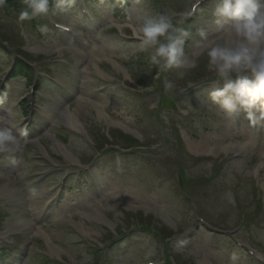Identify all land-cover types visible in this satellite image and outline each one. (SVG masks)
<instances>
[{"label":"rangeland","instance_id":"374dc122","mask_svg":"<svg viewBox=\"0 0 264 264\" xmlns=\"http://www.w3.org/2000/svg\"><path fill=\"white\" fill-rule=\"evenodd\" d=\"M11 1L17 8L0 4V37L11 54L0 50V81L8 89L0 123L13 120L22 143L18 153L0 154V193L8 187L24 195L29 209L17 212L33 225L14 218V200L0 199V233L11 231L8 245L0 242L12 255L5 264H264V120L250 122L243 110L229 115L209 98L220 85L208 71L199 33L218 35L211 16L216 0H203L191 16L185 12L196 0L87 1L93 18L87 23H79L77 5L86 3L77 0L67 13L23 25L17 23L22 0ZM163 12L191 36L185 63L158 74L148 60L152 49L141 48L133 29L145 15ZM15 56L33 66L35 87L11 75ZM135 81L137 94L129 90ZM169 82L177 88L166 91ZM24 98L35 101L26 118ZM65 109L95 144L62 119ZM255 111L259 117V106ZM115 124L137 132V146L128 147ZM24 127L28 137L20 135ZM38 140L56 167L31 144ZM118 145L128 150L118 152ZM63 178L68 191L61 197ZM62 212L72 221L56 220Z\"/></svg>","mask_w":264,"mask_h":264},{"label":"clouds","instance_id":"9594fccd","mask_svg":"<svg viewBox=\"0 0 264 264\" xmlns=\"http://www.w3.org/2000/svg\"><path fill=\"white\" fill-rule=\"evenodd\" d=\"M4 2L0 0V4ZM202 2L196 0L185 16L202 11L199 8ZM22 3L24 7L17 17L20 25L50 13H67L77 0H22ZM211 16L218 35L209 39L204 30L199 33L208 71L214 72V82L220 85L208 93L209 98L229 115L243 110L250 122L264 120V0H216ZM47 30V25L40 26L41 32ZM133 31L142 49H152L148 60L156 66L158 74L185 63V45L191 32L175 26L166 12L145 15ZM173 87L171 82L165 85L166 91ZM3 103L4 98L0 97V104ZM258 106L259 117L255 111ZM16 127L11 119L0 123V154L20 151L22 142L15 133ZM20 135L28 137L27 127L20 129ZM11 162L14 164L15 159ZM232 260H237L235 254Z\"/></svg>","mask_w":264,"mask_h":264},{"label":"bare ground","instance_id":"6f19581e","mask_svg":"<svg viewBox=\"0 0 264 264\" xmlns=\"http://www.w3.org/2000/svg\"><path fill=\"white\" fill-rule=\"evenodd\" d=\"M98 109V108H97ZM99 111V110H98ZM101 113H102V109H101ZM43 114L44 115H49L50 114V112L48 111V110H44V112H43ZM62 119H66V121L68 122V124L70 125V126H73V127H75V128H77L80 124L78 123V121H77V119H76V117L72 114V113H70V112H67L66 110H64L63 112H62ZM78 129V128H77ZM79 130H80V128H79ZM195 148L196 149H198V147L197 146H195ZM194 152H199V150H195ZM72 155V154H71ZM72 159L75 161V162H77V160L72 156ZM0 197L2 198V199H7L8 201H10V200H14L15 202H16V204H15V210L13 211V215H14V218H19V220H18V222H23L24 221V226H32L33 224V222H32V220H28V219H26V220H23V218H22V215H20L18 212H17V210L20 208V206L21 205H23L22 204V200H21V198H20V195H19V193L18 192H16L14 189H11V188H6V189H4V190H2V192L0 193ZM159 213L161 212V210H159V209H156ZM101 216V215H100ZM55 218H57L56 220H66V221H72V216L71 215H67V213L66 212H62V213H59L57 216H55ZM17 222V223H18ZM10 228V226H7V229H9ZM10 230H8L6 233H4L5 235H9L10 234ZM40 233H41V231H40ZM52 249L50 250L53 254H55V253H57V252H59V249L57 248V247H55L54 245H49Z\"/></svg>","mask_w":264,"mask_h":264},{"label":"trees","instance_id":"16d2710c","mask_svg":"<svg viewBox=\"0 0 264 264\" xmlns=\"http://www.w3.org/2000/svg\"><path fill=\"white\" fill-rule=\"evenodd\" d=\"M90 1H92V0H90ZM116 1H118V3H121V5H125L127 2V0H116ZM12 2L13 1L9 0L8 2L3 3L2 5L8 4L10 7L17 8L16 3H12ZM28 71H29V68L27 67V65L18 61L17 67L15 69V75L16 76H18V74H25L26 75L27 73H29ZM196 96H198V95L196 94L193 97H196ZM199 97H203V94H200ZM130 143H133L132 140H130ZM4 255H5V253L3 252V256ZM3 256H1V257H3Z\"/></svg>","mask_w":264,"mask_h":264}]
</instances>
